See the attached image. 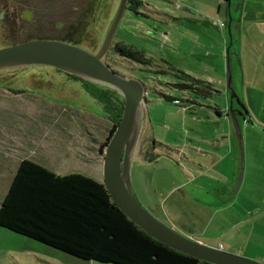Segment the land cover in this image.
Instances as JSON below:
<instances>
[{"label": "rangeland", "instance_id": "1", "mask_svg": "<svg viewBox=\"0 0 264 264\" xmlns=\"http://www.w3.org/2000/svg\"><path fill=\"white\" fill-rule=\"evenodd\" d=\"M244 1L240 0V6H237L238 0L229 1L230 16L227 15L228 11L226 12L228 2L224 0H144L155 10L161 11L159 16L142 17L131 13L128 9L123 13L113 35L112 45L114 42L122 41L143 50L147 57L153 59L150 64L137 63L114 53L112 45L104 57L106 63L116 72L139 78L144 82L147 102L144 100L143 112L145 116L151 115L154 122L152 126L155 129L153 134L149 131L148 136L151 139L159 138L161 141V143L157 142L155 147L151 144L153 161H143L138 164L133 157L130 164L132 190L143 207L148 204L137 191L140 187L143 193L151 197V204L154 200L156 210L162 209L161 200L166 199L154 193L153 186L156 182L161 181L167 185L171 180L178 179L180 173L183 176L185 173L181 167L186 164L185 157L195 156L193 153L197 148L204 151L207 147L215 146L207 144L210 142L209 139L201 138L203 143L198 147V127L203 126L204 134L209 132L208 136H214L216 129H225V125H228L233 131L234 149L239 148L231 119L225 120L223 115L217 118L218 122L207 119L208 113L216 116L214 108H227L226 77L223 78L224 93L207 98L198 96L191 90L185 91L174 86V83H178L180 79L177 72L171 69V65H180L187 71L191 70L189 75L197 79V68H199L197 31H200L197 23L201 19H208L209 27L214 22L210 33L203 32L200 35L203 42L214 41L215 33L218 35L217 39H220L219 33L223 30H216L214 27L215 24L220 26V22H225L224 29L233 41L230 52L238 53V58H234L231 62V67L235 71L232 75V83L252 122L239 118L244 155L243 161L240 160L242 173H244L246 148L247 150L252 147L264 148V139L260 138V135H264V60H259L258 69L246 63L243 71L240 70L241 39L244 41L247 32L245 25L239 23ZM119 2L120 0H99L98 4L92 7L82 23L89 41L86 37L77 38L79 46L91 52L98 48ZM228 22H230L229 26ZM236 22L239 23L238 28ZM143 32L145 34H142ZM250 33L256 41L255 29ZM91 40L94 41V47L90 44ZM218 54L221 62L223 54L221 51H218ZM230 56L232 57L231 54ZM262 57L264 59V55ZM216 61L219 62L218 57L213 60L214 63ZM101 89V85L74 79L49 66L35 65L0 71V142L8 144L3 140L8 137L10 141H13V137L18 138L15 139V144H19L22 148H19L21 151L17 155L34 162H42L57 174L79 173L104 183L102 160L105 148H102V145L110 134L112 123L98 116L109 119L112 113L106 109L105 102L94 95ZM166 96L172 100L167 99ZM259 96L262 97L260 103ZM247 123L253 124L257 130H253L250 126L246 129ZM142 130L141 126L137 146L144 139ZM165 142H170L168 149L163 145ZM12 161L16 162L14 158ZM240 165L235 186L241 180ZM13 169L15 170V167ZM197 182L211 191L223 186L220 182L204 177L196 180ZM7 190L8 184L0 185V198L4 197ZM228 194H230L228 191L223 192L224 196ZM177 195L178 192H173L172 197ZM204 201L210 203L209 199ZM148 208L150 210V207ZM151 212H153L152 214L149 212L151 215L156 214V211L151 210ZM174 229L176 232L180 230L177 227ZM211 233L209 229L208 234ZM210 246L214 247L216 244ZM0 264L109 263L79 259L0 227Z\"/></svg>", "mask_w": 264, "mask_h": 264}, {"label": "crops", "instance_id": "2", "mask_svg": "<svg viewBox=\"0 0 264 264\" xmlns=\"http://www.w3.org/2000/svg\"><path fill=\"white\" fill-rule=\"evenodd\" d=\"M140 1H142V7L139 8L137 12L130 11L131 13L133 12L135 15L147 18L150 17V15L159 16L161 11L155 10V8L144 2V0ZM227 11H229L228 4L226 6V12ZM199 21L197 27H199L202 32L197 31V61L199 59L197 79L203 80L211 85L214 90L212 95L224 93L223 78L225 79V77H227V70L225 69L227 66V48L229 50L231 49L230 46L233 41H231L230 34L228 35L224 29L226 27L225 22H222L223 26L215 24L216 27H214L216 30H223L219 33L221 34V38L217 39L216 36L218 35L215 33L214 41L209 40V42H203L200 35L203 32L210 33L214 22H212L211 27H209L208 24L210 21L208 19H201ZM237 23L238 22H236L237 28L239 27V23H243L247 31L244 36V41L241 39L240 70L243 71L246 63H250L255 69H258L260 66L259 60H264L262 57L264 55V0H245L241 7L240 22ZM229 24L230 22H228V25ZM254 29L257 32L256 41H254V37L250 33L254 31ZM142 34L145 33L143 32ZM150 37H152V35ZM215 41H217V44H215ZM255 43H257V45H255ZM218 51H221L223 54L221 62ZM215 57L219 58V62H213ZM207 58L211 60L207 61ZM231 58L233 60L237 57L236 55H232ZM254 58H256V60H254ZM223 64H225V66H222ZM171 67L176 70H183L187 74L191 72V70L187 71L186 68L180 65H171ZM234 72L233 68V73ZM261 100L262 97L259 96V103ZM247 101L250 100L247 99ZM226 102L228 107L227 97ZM214 111L216 116H213L212 113H208L207 119L209 121L218 122L217 118L222 115L225 117V120L230 119L227 115V108L222 109L216 107ZM98 118L109 120L107 117L98 116ZM247 124L248 125H245L246 129L250 126L253 130H257V127L253 124ZM152 125H154V122L151 115H144L141 124L143 127L144 139L135 147L133 154L138 164L143 163V161H153L154 155L151 151V144H154L153 146L155 147L157 142L161 143L159 138L155 137L151 139L148 136L149 131H152V134L155 132ZM216 130L214 136H208L209 132H206V134L203 133V126L198 127V147L203 143L201 138L209 139L210 142L207 144L215 146L213 148L207 147L204 151L197 148L195 153H193L195 156L189 155L184 158L186 164L181 167V170L185 173L183 176L178 171V173H180L178 179L171 180L167 185L158 181L156 185L153 186L154 193L166 199L163 200L162 198L161 200L162 209L158 208L156 210L153 203L154 200L151 204V197L143 193L141 187L137 191L148 204H143L144 207L151 214L153 213L151 210L154 212L156 211V214L154 213L153 216L170 228L174 229L177 227L180 229L177 231L178 233L207 245L216 244V246H214L216 248L264 264V148L252 147L248 148V150L246 148L244 158L245 166L243 164L244 173L241 174L240 186L237 187L235 184L237 183L240 154L238 152L239 148L234 149L233 146V131L228 125H225V129ZM260 138L264 139V135H260ZM15 139L18 140V138L15 137H13V141H10L9 137L3 140L9 145L2 141L0 142V185L8 184V189L19 163L24 159L21 155H17L21 151L19 148L22 147L19 146V144H15ZM168 143L170 142H165V144H163L167 149L170 147ZM82 146L83 145H81V147ZM188 147L191 148V146ZM12 158H14L16 162L13 163ZM39 164L45 166L42 162H39ZM13 167H15V170ZM45 167L57 173L48 166ZM203 177L214 180L215 182H220L223 186L213 191L208 190L201 183H196V180L198 181V179ZM241 182L243 184H241ZM234 186L235 190L232 192ZM225 191H228L230 194L224 196L223 192ZM173 192H178V195L172 197ZM3 198H0V203ZM204 199H209L210 203L205 202ZM148 207H150V210ZM209 229L212 231L211 235L208 234Z\"/></svg>", "mask_w": 264, "mask_h": 264}, {"label": "trees", "instance_id": "3", "mask_svg": "<svg viewBox=\"0 0 264 264\" xmlns=\"http://www.w3.org/2000/svg\"><path fill=\"white\" fill-rule=\"evenodd\" d=\"M141 7L142 1L128 0L126 9L137 12ZM68 43L78 45L79 42ZM112 50L137 63L153 61L143 50L122 41L114 42ZM171 69L180 79L174 83L175 87L205 98L212 95L214 90L209 83L182 70ZM94 95L112 113L110 134L102 145L105 148L119 123L123 97L104 86ZM0 227L86 261L210 264L159 242L134 224L112 201L104 183L79 173L57 174L25 158L0 203Z\"/></svg>", "mask_w": 264, "mask_h": 264}, {"label": "water", "instance_id": "4", "mask_svg": "<svg viewBox=\"0 0 264 264\" xmlns=\"http://www.w3.org/2000/svg\"><path fill=\"white\" fill-rule=\"evenodd\" d=\"M127 5L128 0H120L110 26L95 52L60 40H28L0 48V71L35 65L49 66L86 82L117 91L123 97V109L119 123L104 149L102 160L104 185L116 206L154 239L181 253L210 264H262L176 232L157 220L137 200L131 186L130 164L144 119L146 86L139 78L116 72L104 60ZM237 6H240V0ZM228 15L230 16V11ZM230 54L238 58L237 52H230L227 48V115L235 128L240 160L243 161V137L239 118L252 122L233 87ZM234 104L237 107H234ZM240 168L239 179L242 174V163Z\"/></svg>", "mask_w": 264, "mask_h": 264}, {"label": "flooded vegetation", "instance_id": "5", "mask_svg": "<svg viewBox=\"0 0 264 264\" xmlns=\"http://www.w3.org/2000/svg\"><path fill=\"white\" fill-rule=\"evenodd\" d=\"M98 2L99 0H0V48L28 40L79 42L80 38L86 37L89 41L82 23ZM93 43L94 41L90 43L92 47Z\"/></svg>", "mask_w": 264, "mask_h": 264}, {"label": "built area", "instance_id": "6", "mask_svg": "<svg viewBox=\"0 0 264 264\" xmlns=\"http://www.w3.org/2000/svg\"><path fill=\"white\" fill-rule=\"evenodd\" d=\"M221 26H223V23H220Z\"/></svg>", "mask_w": 264, "mask_h": 264}]
</instances>
